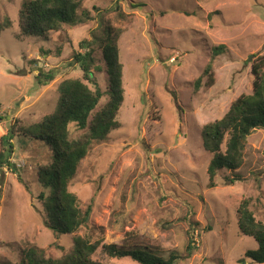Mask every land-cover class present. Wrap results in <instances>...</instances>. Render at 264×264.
Segmentation results:
<instances>
[{"label":"rangeland","instance_id":"374dc122","mask_svg":"<svg viewBox=\"0 0 264 264\" xmlns=\"http://www.w3.org/2000/svg\"><path fill=\"white\" fill-rule=\"evenodd\" d=\"M22 1L0 0V21L11 20L0 34V137L10 131L13 146L11 165L0 164V264H20L29 245L53 258L72 249L75 233L47 228L37 197L48 194L37 169L50 161V149L23 129L56 109L64 79L79 78L94 89L72 55L87 50L79 42L106 20L120 31L118 127L90 145L68 185L81 207L92 205L88 226L77 233L100 242L93 259L136 264L101 251L103 243L132 238L164 256L178 254L175 264H262L245 256L257 243L239 232L236 210L249 198L256 220L264 221V129L248 136L242 165L218 171L213 186L207 172L212 153L201 129L238 96L252 93L251 65L264 53V0H78L79 10L90 12L87 22L18 39ZM220 44L224 51L211 62L214 85L205 88L203 81L194 91L193 81ZM91 48L99 68L92 67V78L102 96L88 122L108 100L101 49L95 42ZM47 73L54 77L43 84L38 77ZM68 128L73 139L85 132L74 123ZM235 176L240 180L232 182Z\"/></svg>","mask_w":264,"mask_h":264},{"label":"trees","instance_id":"16d2710c","mask_svg":"<svg viewBox=\"0 0 264 264\" xmlns=\"http://www.w3.org/2000/svg\"><path fill=\"white\" fill-rule=\"evenodd\" d=\"M79 6L78 0H23L19 9L20 33L17 38L42 37L50 31H60L63 25L74 26L87 22L92 18L90 12L87 9L79 10ZM113 9L117 10L118 6ZM119 14L123 15L121 12ZM99 25L97 30L90 32V39L81 40L78 44L79 48L87 50L74 52L72 55V60L83 72V78L93 84L94 89L79 78L64 79L57 88L56 109L23 129L26 136L44 143L50 149V161L37 169V181L43 189L48 190V194L45 195L42 191L37 197L46 212L44 224L47 228L55 235L75 233L72 249L62 257L53 258L46 256L42 249L29 245L21 250L20 264H116L93 259L100 242L93 241L89 233H77L88 226L92 205L89 203L84 208L81 207L76 195L68 189L79 161L90 145L106 140L109 132L118 127L116 115L123 102V65L117 44L120 31L108 20L105 23L101 21ZM10 26L11 20L6 16L0 21V34ZM92 42L97 43L101 49L107 74L108 100L94 112L88 122L90 113L102 96L99 85L92 78V67L99 70L94 65ZM224 48L220 44L211 49V60L192 83L194 91L201 87L203 81L205 88L214 85L211 62ZM251 73L254 77L252 93L241 94L231 102L228 111L220 119L202 126L203 146L212 153L207 166L210 186L214 185L213 177L218 171L224 169L234 172L242 165L248 136L256 129H264V53L252 63ZM53 77L52 73H47L38 78L42 80L41 83L46 84ZM70 123L85 132L78 138H70ZM11 139L10 131L0 137V164L11 165L8 161L13 153ZM12 171L15 172L13 168ZM234 180H240V177L231 178L232 182ZM249 206V198L239 203L236 210L237 227L241 234L252 237L257 243V249L245 251V256L251 261L264 263V221L256 220ZM191 249L188 246L189 253ZM101 251L111 259L128 258L136 264H175L180 259L174 252L164 256L157 246L141 244L132 238L121 244L103 243Z\"/></svg>","mask_w":264,"mask_h":264},{"label":"crops","instance_id":"0c3cea01","mask_svg":"<svg viewBox=\"0 0 264 264\" xmlns=\"http://www.w3.org/2000/svg\"><path fill=\"white\" fill-rule=\"evenodd\" d=\"M262 264H264V263H262Z\"/></svg>","mask_w":264,"mask_h":264}]
</instances>
